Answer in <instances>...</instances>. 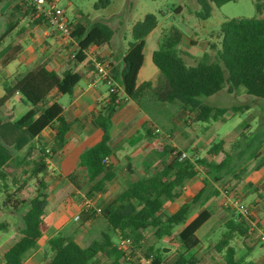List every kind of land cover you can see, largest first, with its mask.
<instances>
[{
	"label": "trees",
	"instance_id": "16d2710c",
	"mask_svg": "<svg viewBox=\"0 0 264 264\" xmlns=\"http://www.w3.org/2000/svg\"><path fill=\"white\" fill-rule=\"evenodd\" d=\"M235 1L197 0L200 9L196 15L206 20L211 17L213 6L221 7ZM111 3L112 0H96L94 9H106ZM254 4L257 16L227 19L222 23L217 33L219 43L209 46L214 54L205 52L201 57H194L177 49L173 38H163L165 41L152 55L153 64L159 71L157 79L139 86L136 81L144 61L145 38L158 26L159 20L155 14L148 13L132 26V40L122 64L114 67L111 63L113 79L119 88L116 92L108 88L107 101L91 114L90 121L101 129L102 138L80 155L79 166L86 173L90 184L89 197L95 193H106L107 184L117 176V165L121 158L111 146L112 119L128 100L138 102L150 95L160 103L179 102L182 113L199 110L195 121L210 122L222 118L228 112L235 114L247 111L249 107L209 106L203 103L204 97L223 89L228 93L243 89L248 95L264 98V0H254ZM21 12L32 25L45 24L44 18L36 15L33 5L26 0L18 1L10 12L12 20L0 35V44L19 27L20 19L16 18V14ZM80 16L83 15L80 13ZM71 25V37L78 44L75 64L84 62L91 48L110 46L116 33L115 29L102 21L84 26L81 19H78L71 22ZM27 31V27L23 26L18 33L23 35ZM11 47L8 45L0 51V60ZM19 49L13 51L5 63L12 61ZM188 59L193 63L190 64ZM95 62L103 63L104 59L95 58L89 62L91 67H94ZM80 81L79 72L71 68L56 72L49 68L44 57H39L16 74L4 87L3 96H0L2 208L21 212L22 217V227L18 229L19 238L3 253L2 264H24L28 254L38 248L43 238L46 208L52 190L45 176L49 171V163L61 162V152L72 126L65 119L63 106L54 94L71 95ZM17 95H20V102L30 105V108L17 120L6 121L2 117V110ZM46 128L55 133L51 142H46L42 137ZM152 132L155 129L146 126L144 134L134 135L126 144L129 148L137 147L144 138L151 137ZM242 136L245 137L244 134ZM182 153L184 151L170 143L160 151L153 150L149 159L143 162L144 176L127 182L112 201L101 207L100 215L106 220L108 231L119 240L127 239L141 247L144 232L153 229V235L159 241L165 238L180 239L177 255L169 264H202L200 259L189 253L201 244L197 231L212 217L213 209L208 203L222 195L217 184L229 175L242 182L250 171L260 169L264 165V140L250 152L247 162L237 172V167L228 166L231 154L225 150L223 140L214 142L208 150L212 156L219 153L225 155L219 163L200 157L182 158ZM126 160V169L134 174L131 159L126 157ZM251 161L254 164L249 167ZM202 174V189L175 212H167L166 204L179 198L186 183ZM23 178L27 179L22 181ZM28 180H34L36 192L30 199H21L19 195L27 187ZM246 186L253 188L258 196H263L264 181L257 186L251 183ZM206 205L202 212L188 221L195 208ZM94 214V210L83 211L78 220L86 222ZM178 226H183L179 233L175 231ZM108 231L102 232L101 238L93 240L87 247L64 233H57L47 242L50 257L44 264H135L128 260L126 252L115 243ZM249 234L250 225L242 214L227 220L221 239L214 245L216 252L224 253L223 264H257L253 260L237 258L233 244L235 238L245 241ZM163 261L164 247H161L156 250L151 264H163Z\"/></svg>",
	"mask_w": 264,
	"mask_h": 264
},
{
	"label": "rangeland",
	"instance_id": "374dc122",
	"mask_svg": "<svg viewBox=\"0 0 264 264\" xmlns=\"http://www.w3.org/2000/svg\"><path fill=\"white\" fill-rule=\"evenodd\" d=\"M17 2L18 0H0V35L12 20L10 12ZM95 2L96 0H60L58 5L66 11L70 22L74 21L75 15L81 13L84 16L82 17L84 26L95 21L109 24L116 30L112 40H132V26L146 14H155L159 20L158 27L145 40H160L161 36L166 34L176 40L177 49L186 50L194 57H201L205 52L214 54L209 46L219 43L217 33L222 23L227 19L257 16L254 0H237L221 7L213 6L212 15L206 20H201L196 15L200 9L197 0H112L111 5L102 10L94 9ZM16 18L20 19V26L27 27L30 36L37 35L38 40H45L43 33L35 29L29 18H25L23 12L16 14ZM28 39L31 40V38ZM12 40H16V38L14 37ZM8 43L14 45V41L12 42L10 39L7 41ZM147 46L148 48L151 46L149 41ZM71 47L74 50L73 45H69L65 49L69 52ZM71 63H74L73 60ZM95 73L97 74L96 70ZM6 74L7 72L0 65V87L5 84ZM67 98L65 96L61 102H65ZM202 100L204 104L214 107L247 105L249 109L235 114L228 112L216 121L196 122L195 116L199 110L182 113L177 109L178 113L173 114L172 108H177L181 104L176 102L167 105L169 107L160 112L164 117L170 113V124H172L174 116L177 115L173 123L179 130L175 132L174 130H165L163 137L154 140L152 145L158 146L161 150L165 144L170 143L184 151L192 159L207 158L219 163L225 155L219 153L212 156L208 150L214 142L223 140L225 150L231 154L228 166L237 167L235 171L237 172L247 162L250 152L258 146L260 141L264 140V98L248 95L243 89L233 93H228L226 89H223L212 96L202 98ZM29 108L30 105L21 103L20 95H17L3 108L2 117L6 121H15ZM159 125L167 128L164 122H159ZM153 150L158 149H152L147 156L143 155L144 153L142 155L137 153L134 156V174L126 169L125 161H123L121 165L117 166L116 181L112 183L108 192L95 193L91 197L88 196V182L80 174L72 176L71 181L74 184L72 186L69 181L61 179L60 175L49 169L45 178L52 190L46 208L43 238L38 248L28 254L24 264H44L50 257L47 236L53 234V222L59 216L61 219L58 218L56 221L58 223L57 233L61 232L72 237L82 246H88L93 240L100 239L101 231H108L104 218L100 214H94L90 222L76 219V216L82 212L83 203L91 198L97 208L112 201L125 188L129 179H135L145 174L142 160L144 162L149 159ZM253 164L251 161L248 166L251 167ZM203 177L202 174L194 181L187 182L181 192L182 198L168 202L166 211L172 213L184 201L190 200L202 185ZM25 179L27 178H23L22 181ZM240 183L229 175L217 184L222 191V198L218 204L213 206L211 219L197 232L201 244L189 253V255L193 254L200 259L202 264L224 263V253L216 252L214 245L221 239L227 220L233 216L237 217L239 213L250 225V234L245 241L238 238L233 241L237 250V258L247 261L254 260L258 263L264 260L263 241L260 239L262 232V223L259 220L260 208L252 203L254 196L249 194ZM35 192L34 180H28L27 187L19 196L21 199H30ZM262 206L264 207V204ZM205 207L207 205L195 208L188 221L195 218ZM20 227H22L21 212L2 208V196L0 195V264L3 263V253L19 238L18 229ZM182 229L183 226H178L175 231L179 233ZM108 232L113 236L115 243L122 246L128 260L135 264H151L156 250L161 247H164L163 264H169L175 259L177 248L180 246L178 237L174 240L168 238L162 241L157 240L153 235V229L144 232L141 247L133 245L132 242L122 244L121 240L116 238L112 232Z\"/></svg>",
	"mask_w": 264,
	"mask_h": 264
},
{
	"label": "crops",
	"instance_id": "0c3cea01",
	"mask_svg": "<svg viewBox=\"0 0 264 264\" xmlns=\"http://www.w3.org/2000/svg\"><path fill=\"white\" fill-rule=\"evenodd\" d=\"M82 17L80 16V13H78L77 15H75L73 22L78 19H81V22L84 24ZM22 27L23 26L19 25V27L11 35V37H9L7 40L0 44V51H2L8 45L12 46L10 51L5 54L4 57H2V59L0 60V65L7 72L5 84L0 87V96H3L4 87L11 82L12 78L16 74L22 72L24 69L29 67L39 57H44L47 61L49 68L55 70L56 72L60 73L67 68H71L74 71L80 73L81 81L74 87L73 93L71 95H59L56 93L54 94L56 100L63 106V115L65 119L71 122L72 126L67 135L66 144L61 152V162L59 164L49 163V169H52L55 174L60 175L61 179H66L71 183L72 186H74L73 182L71 181V177L74 174H80L83 179L87 180L86 173L79 166L81 153L85 149L92 147L93 145L98 143L103 135L101 129L96 128L91 123V114L93 112H97L99 107L104 104L108 99V87L99 80L97 74L95 73V67H91L89 62H93L95 58L101 57L104 59V61L112 63L114 67L120 66L127 53L128 44L129 42H131V40H112L110 46L91 48L89 50V53L87 54V59L82 63L75 64V60L71 58V54L75 52L78 46L77 42H67L66 40H62L61 37L51 34L50 30L45 25H35V29L40 30L43 33V37L45 39L38 40L37 35L30 36L29 31H27V33L23 35H20L18 32ZM157 27L147 37H149L157 29ZM14 37L16 38V40H12ZM28 38H31V40H29ZM163 38L169 37L166 34H163L160 40H145V47L143 51L144 61L137 76V86L141 85L144 82L155 81L157 79L159 71L157 67L153 64L152 55L153 52L159 48L161 43L165 41L163 40ZM9 39L12 42L14 41V45H12L11 43L7 44V41H9ZM148 41L151 45L150 48H148L147 46ZM69 45H73L74 50L71 47L68 52L65 48ZM18 49L19 52L14 55V59L9 63H5V59L10 54H12L13 51ZM182 51L187 52L183 49ZM71 60H73L74 63H71ZM189 61L192 62L191 59H189L188 62ZM65 96H67L68 98L65 100V102H61V100H63ZM10 102L11 101H9L7 105ZM167 105L170 104L160 103L150 95H146L138 102L128 100L122 107L117 110L116 114L113 116L112 119L111 146L113 147V149L116 150L119 157L121 158V161L118 163V165H121L123 161H125L126 165V157H129L131 159V163L133 165V158L137 153L139 155H142L144 153L143 155L147 156L152 149H158V151H160L158 146L152 145L154 143V140L163 137V134H165V130H174V132L179 130V128L176 127L173 123V119L172 124H170V113H167V116L164 117L163 114L160 112L163 111L162 109H167V107H169ZM177 109L181 110V105L177 108H172L173 114L178 113ZM176 116L174 117L176 118ZM159 122H164L167 128L160 126ZM146 126L152 130L158 129L160 130V133L157 135L155 132H152V136L144 138L143 141L137 147L129 148L126 144L127 140L131 139L136 134H144ZM54 135V131L50 128H46L42 132V137L46 142H51ZM116 178L117 176L113 181L107 184L108 190L111 187L112 183L116 181ZM137 178L129 179L128 182L134 181ZM194 180L195 179L188 182H192ZM263 181L264 165L258 170L250 171L249 174L240 183L249 194H252V196H254V198L252 199V203L257 205L258 208H260L259 220L262 223V232H264V207L262 206L264 204V194L262 197H260L253 191V188L247 187L246 185L248 183H251L253 184V186H257ZM88 186L90 187L89 183ZM202 187L203 181L202 185L199 186L198 191H200ZM195 194H193V196ZM181 198L182 196L180 195V197L176 200H180ZM221 198L222 195L217 199L211 200L208 203L209 207L213 208V206L219 203ZM185 202L187 201H184L183 203ZM58 218L61 219L60 216ZM58 218L54 219L52 228L53 234L47 236V241L57 233L56 229L58 223L56 221ZM104 221L106 223V227L108 228V224L105 219ZM208 221L206 223H208ZM87 222H90V219ZM102 232L107 231H101V233ZM262 244L264 247V241L262 242ZM255 262L257 264L262 263H258L257 261Z\"/></svg>",
	"mask_w": 264,
	"mask_h": 264
},
{
	"label": "built area",
	"instance_id": "2783aa9c",
	"mask_svg": "<svg viewBox=\"0 0 264 264\" xmlns=\"http://www.w3.org/2000/svg\"><path fill=\"white\" fill-rule=\"evenodd\" d=\"M21 1V0H18ZM31 5H33L36 15L41 16L45 20V26L50 30L51 34L57 35L58 37H61L62 40H66L67 42H76L72 37V31L73 26L71 25V22L66 16L65 10H63L61 7H59L58 2L59 0H26ZM71 58L75 59V52L71 54ZM95 70L97 72V76L99 80L106 84L108 88H110L111 92H116L117 88H119V85L115 82L113 79L112 74V67L111 63L104 61L101 62H95L94 63ZM156 133H160V130L155 129ZM182 158H188L186 153H182ZM82 212H88L90 210H93L96 212V214L101 213V207H95L93 204V201L91 199L85 200V202L82 205ZM79 218V215L76 216V219ZM254 223V221H253ZM260 239L264 241V232L260 233ZM122 244H128L131 243L130 240H121ZM119 247L123 250L122 246L119 245Z\"/></svg>",
	"mask_w": 264,
	"mask_h": 264
}]
</instances>
